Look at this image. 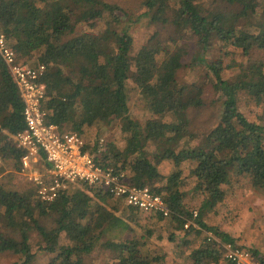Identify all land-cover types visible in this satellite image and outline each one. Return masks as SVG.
I'll return each instance as SVG.
<instances>
[{
	"label": "trees",
	"instance_id": "1",
	"mask_svg": "<svg viewBox=\"0 0 264 264\" xmlns=\"http://www.w3.org/2000/svg\"><path fill=\"white\" fill-rule=\"evenodd\" d=\"M220 1L144 0V16L151 24L175 28L180 38L169 50L163 48L161 31H156L133 55V37L122 26L125 13L117 6L102 0H0V32L18 59L27 64L38 54V65L46 67L44 108L49 122L81 134L95 124L121 120L125 147L117 152L113 145L106 146L101 164L128 171L134 185L161 195L171 211L170 219L180 228L192 219L197 228L190 226L189 233H212L215 239L204 234L202 247L192 252L193 264H234L224 258V245L238 247L233 238L203 220L224 201L223 186L232 174L249 176L255 188L264 189V126L250 122L239 110L242 93L258 105L264 99V60L252 61L253 53L264 52V8L258 12L257 0H222L225 5ZM105 14L110 20L95 32ZM85 26L90 31H78ZM189 41L197 48L196 65L206 63L214 41L241 49L248 58V65H240L232 81L224 80L220 58L206 63L215 79L214 90L222 97L223 112L220 125L202 139L191 131L189 111L204 105V89L178 79L190 54ZM130 81L158 118L142 124L130 117ZM23 111L20 92L0 59V132L6 134L0 141V158L11 162L17 172L25 152L16 147L13 137L26 128ZM149 143L156 145L155 162L174 164L175 171L162 186H158L161 174L147 153ZM191 162L195 164L190 172L197 180L195 190L203 196L196 218L185 208L181 191V167ZM109 199L113 197L84 184L52 203H43L34 187L20 192L0 180V223L16 234L0 232V252L20 255L22 264H33L37 254L31 248L30 230L34 227L42 240L39 251L53 256L48 264H88L98 248L114 254L110 264H153L154 258L141 254L137 239L104 241L110 230L129 228L105 206ZM42 219L52 225L46 226ZM61 238L67 243L62 244ZM247 251L253 261L264 264V255Z\"/></svg>",
	"mask_w": 264,
	"mask_h": 264
},
{
	"label": "rangeland",
	"instance_id": "2",
	"mask_svg": "<svg viewBox=\"0 0 264 264\" xmlns=\"http://www.w3.org/2000/svg\"><path fill=\"white\" fill-rule=\"evenodd\" d=\"M104 3L119 7L125 16L122 18V26L128 27L133 37L132 54L137 52L156 32L161 31L163 40V48L172 50L174 48V40L180 38L175 28L159 27L151 24V21L144 16L146 8L143 6L144 0H102ZM221 5H225L224 1H220ZM256 7L261 13L264 8V0H257ZM110 17L105 14L104 19L99 20L96 25V31H102L105 28L106 21ZM90 31L89 28L82 27L78 30ZM190 54L184 59V68L179 72L178 79L181 84H195L204 89V105L201 108H194L189 111L191 120V131L196 133L199 138H203L211 129L220 125L221 115L223 112L222 97L220 93L214 90L215 79L209 71L207 64L221 59L224 70L222 76L224 80L232 81L240 72L239 66H247L248 58L245 57L241 49L235 47H223L214 41L212 48L205 55L206 63L194 64V56L196 53V45L193 41H189ZM38 54L27 61L30 66H37ZM264 60V52H256L252 55V61ZM76 81V77H74ZM128 99L130 117L140 123H145L152 118H158L150 109L149 104L143 98L137 86L130 81L128 83ZM240 112L252 123L264 126V99L261 104L255 103L245 93L240 95L239 99ZM160 118V117H159ZM171 118V117H170ZM170 121L169 118H164ZM71 130L72 128L66 127ZM122 121L114 119L110 123H98L87 127L84 133H81L88 149L96 151L99 148L101 140H104L105 146L113 145L117 152H121L125 147V136L121 132ZM73 130V129H72ZM6 134L0 132V141H3ZM200 139L193 142L196 144ZM187 142V141H186ZM189 143V142H187ZM155 144L149 143L146 147L149 159L157 166L161 181L158 186L165 184L166 179L175 171L174 164L170 161L162 163L155 162L153 153ZM119 167L122 165L118 164ZM195 167L194 163H184L181 167L183 170V192L185 208L190 212H199V208L203 202V196L195 190L197 180L190 175L191 170ZM0 168L3 172L0 174V180L7 186L20 192L29 187L37 188L26 182L22 171H15L11 162L5 163L0 158ZM77 187V186H75ZM74 187V188H75ZM225 199L218 204L216 209L209 213L203 220L210 226L229 235L235 241V244L244 250H256L264 255V189H257L253 186L252 179L246 175L232 174L228 184L223 186ZM96 202H100L96 200ZM105 206L121 217L127 224L128 229L118 227L110 230L105 240L125 241L137 239L141 244L142 255L154 258L153 264H193L191 258L192 252L201 248L203 244L204 234L208 237L211 232L198 236L196 232L189 233L185 227H179L178 223L172 219H159L154 214H140L129 209L126 205L117 199H109ZM199 214V213H198ZM189 221L193 222L192 219ZM41 222L46 226H51L52 222L42 219ZM195 224V223H194ZM199 228V227H198ZM0 232L6 235L15 236V233L8 231L0 223ZM30 243L37 258L33 264H48L53 256L39 251L42 240L34 227L30 230ZM61 243L66 244V240L61 238ZM246 250V251H247ZM113 253L98 248L87 260L88 264H110L113 259ZM252 264H259L252 260ZM0 264H22L20 255L13 253L0 252ZM221 264H228L226 261Z\"/></svg>",
	"mask_w": 264,
	"mask_h": 264
},
{
	"label": "built area",
	"instance_id": "3",
	"mask_svg": "<svg viewBox=\"0 0 264 264\" xmlns=\"http://www.w3.org/2000/svg\"><path fill=\"white\" fill-rule=\"evenodd\" d=\"M0 59L7 67L22 97L26 128L13 137L17 148L25 152L21 171L27 183L37 188V197L43 203H52L62 193L80 185L102 190L126 207L142 214L170 218L166 200L150 188H140L130 180L128 171L101 164L105 153L104 140L92 152L87 149L82 134L49 122L44 108L48 98L44 82L46 67L30 66L20 61L6 36L0 32ZM43 156L45 158H43ZM194 212V218L197 217ZM197 226L189 221L185 226ZM208 237L215 239L212 234ZM224 258L234 264H252L248 251L224 245Z\"/></svg>",
	"mask_w": 264,
	"mask_h": 264
}]
</instances>
